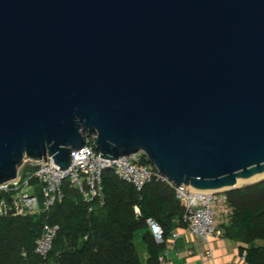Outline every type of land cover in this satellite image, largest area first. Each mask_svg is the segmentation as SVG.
<instances>
[{
    "label": "water",
    "instance_id": "1",
    "mask_svg": "<svg viewBox=\"0 0 264 264\" xmlns=\"http://www.w3.org/2000/svg\"><path fill=\"white\" fill-rule=\"evenodd\" d=\"M89 138L195 190L264 175V0H0V184Z\"/></svg>",
    "mask_w": 264,
    "mask_h": 264
},
{
    "label": "trees",
    "instance_id": "2",
    "mask_svg": "<svg viewBox=\"0 0 264 264\" xmlns=\"http://www.w3.org/2000/svg\"><path fill=\"white\" fill-rule=\"evenodd\" d=\"M138 161L157 170L142 152ZM101 191V202L85 201L64 179L62 198L47 212L0 215V264H158L168 236L175 228L185 227L184 205L176 198L174 188L153 179L136 189L107 167L101 171ZM35 193L41 198L40 190L35 189ZM225 194L231 213L222 226L223 234L248 244L247 262L264 264V178L226 190ZM4 195L0 192V198ZM148 218L163 228V242L154 240ZM45 222L56 223L59 229L51 250L42 257L34 252V244Z\"/></svg>",
    "mask_w": 264,
    "mask_h": 264
},
{
    "label": "built area",
    "instance_id": "3",
    "mask_svg": "<svg viewBox=\"0 0 264 264\" xmlns=\"http://www.w3.org/2000/svg\"><path fill=\"white\" fill-rule=\"evenodd\" d=\"M70 155L71 163L66 169L57 170L52 167L54 162L49 156L47 162L44 159H30L29 163L34 168L32 171L23 177L17 173L15 179L1 183L0 192L5 195L0 198V215L18 216L35 211L47 212L57 200L62 198L64 179H68L70 186L79 190L83 200L98 199L101 202V171L109 167L118 177L131 183L136 189H140L153 179L171 185L176 198L184 205L185 228L206 242L223 233L216 216L222 207L228 208L225 191H200L184 184L176 185L158 170L153 171L140 164L139 152L129 156H119L114 161L104 160L89 139L80 150H73ZM31 179H35V183H31ZM35 189L40 190L41 198L35 193ZM146 222L154 240L158 243L163 242L164 231L161 225L151 218ZM58 229L56 223L43 224L41 234L34 244L36 254L42 257L48 254ZM176 235L172 232L170 237L174 239ZM205 255L213 261L212 249L208 248ZM213 264L217 263L213 262Z\"/></svg>",
    "mask_w": 264,
    "mask_h": 264
},
{
    "label": "crops",
    "instance_id": "4",
    "mask_svg": "<svg viewBox=\"0 0 264 264\" xmlns=\"http://www.w3.org/2000/svg\"><path fill=\"white\" fill-rule=\"evenodd\" d=\"M230 213L229 206L228 208L222 207L217 212L216 219L221 229L228 223ZM173 232L177 235L174 239L170 236L166 239L158 264H213V262L217 264H250L245 259V248L248 247V244L242 242L241 239L230 238L222 233L206 242L185 227H177ZM208 248L213 250V261H210L205 255ZM140 255L143 259L146 258L144 249H141Z\"/></svg>",
    "mask_w": 264,
    "mask_h": 264
},
{
    "label": "rangeland",
    "instance_id": "5",
    "mask_svg": "<svg viewBox=\"0 0 264 264\" xmlns=\"http://www.w3.org/2000/svg\"><path fill=\"white\" fill-rule=\"evenodd\" d=\"M140 153V152H139ZM29 160L30 159H24L23 160V162L21 163V165H20V167H19V170H18V173H19V175L21 176V177H23L24 175H25V173H29L28 171H31L30 170V168H28L27 169V166L26 165H30V163H29ZM28 171H27V170ZM26 170V171H25ZM260 178H264V175H262V176H260V177H257V178H255V179H250V180H247V181H241L239 184H240V186L241 185H244V184H247V183H250V182H253V181H255V180H258V179H260Z\"/></svg>",
    "mask_w": 264,
    "mask_h": 264
},
{
    "label": "bare ground",
    "instance_id": "6",
    "mask_svg": "<svg viewBox=\"0 0 264 264\" xmlns=\"http://www.w3.org/2000/svg\"><path fill=\"white\" fill-rule=\"evenodd\" d=\"M263 175V174H262ZM262 175H254L253 177H251L250 179H255V178H257V177H260V176H262ZM241 182V180H238L237 181V183H240Z\"/></svg>",
    "mask_w": 264,
    "mask_h": 264
}]
</instances>
